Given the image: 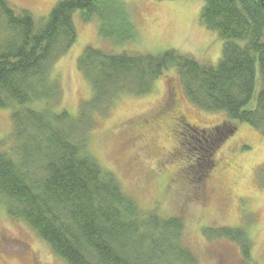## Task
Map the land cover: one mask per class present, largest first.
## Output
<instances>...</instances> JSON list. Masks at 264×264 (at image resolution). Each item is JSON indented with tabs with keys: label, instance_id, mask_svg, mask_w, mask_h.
Segmentation results:
<instances>
[{
	"label": "trees",
	"instance_id": "obj_1",
	"mask_svg": "<svg viewBox=\"0 0 264 264\" xmlns=\"http://www.w3.org/2000/svg\"><path fill=\"white\" fill-rule=\"evenodd\" d=\"M203 2L201 22L224 41L216 67L176 51L114 55L88 47L78 69L90 82L93 98L75 120L65 110L30 105L58 106L60 88L52 71L77 42L75 12L87 22L99 16L101 35L118 44L135 39L123 3L61 0L38 24L29 10L0 0V110L14 107L16 146L10 152L0 150V207L35 230L67 264H199L184 244V221L144 214L89 154L92 122L85 121L105 113L122 93L153 92L154 82L175 69L191 104L226 114L228 130L220 143L238 123L264 134V0ZM115 14L122 21V36L110 24ZM205 133L198 135L208 138ZM204 152L203 168L209 171L215 165V147ZM206 236L237 244L244 262L251 261V245L242 229H211Z\"/></svg>",
	"mask_w": 264,
	"mask_h": 264
},
{
	"label": "rangeland",
	"instance_id": "obj_2",
	"mask_svg": "<svg viewBox=\"0 0 264 264\" xmlns=\"http://www.w3.org/2000/svg\"><path fill=\"white\" fill-rule=\"evenodd\" d=\"M9 1L17 10H29L42 24L61 0ZM120 1L134 27L135 39L118 44L101 35L99 16L87 22L81 12H75L77 42L52 71L60 88L58 106L33 103L30 107H55L56 112L65 110L73 119L80 118L83 104L93 98L90 82L78 69V60L88 47L114 55L158 56L176 51L214 67L221 61L224 41L201 22L203 0ZM110 24L123 35L120 16L113 15ZM13 108L0 110V150L5 152L16 147ZM175 110L188 122L171 116ZM226 119L223 112L209 113L191 104L177 71L170 69L154 82L153 92L122 93L105 113L86 120V124L92 122L87 149L144 214L154 212L184 221V244L195 253L199 264H264V134L249 124L238 123L234 135L220 143L219 137L228 128ZM152 121L157 123L149 125ZM184 122L191 128L178 129ZM218 126L222 128L212 139L210 131ZM201 131L208 138L198 135ZM214 147L215 165L204 171V148ZM220 228L245 232L251 245L249 263L242 259L237 244L206 236L207 230ZM1 236L0 264H67L35 230L12 218L2 206Z\"/></svg>",
	"mask_w": 264,
	"mask_h": 264
},
{
	"label": "flooded vegetation",
	"instance_id": "obj_3",
	"mask_svg": "<svg viewBox=\"0 0 264 264\" xmlns=\"http://www.w3.org/2000/svg\"><path fill=\"white\" fill-rule=\"evenodd\" d=\"M175 105V104H174ZM166 108V107H165ZM166 110V109H165ZM173 112V111H172ZM171 116H175V117H177L178 119L179 118H182L181 117V115H180V113H179V111H177V110H175V112H173V114L171 115ZM161 117V116H160ZM168 118V117H167ZM153 120H155V119H153ZM159 120H162V118L160 119L159 118ZM161 122H163V121H161ZM146 123H148V122H146ZM157 122L156 121H152V122H149V125H155ZM179 125L180 126H178V129H187L188 128V123L187 122H184L183 124L182 123H179ZM219 129H221L219 126L218 127H215V128H213L212 130V133H210V134H213V137H211L212 139H214V137H215V132L216 131H219ZM179 136L180 137H182V134L181 133H179ZM210 137V136H209ZM0 239H4V237H0ZM0 242H1V240H0Z\"/></svg>",
	"mask_w": 264,
	"mask_h": 264
},
{
	"label": "water",
	"instance_id": "obj_4",
	"mask_svg": "<svg viewBox=\"0 0 264 264\" xmlns=\"http://www.w3.org/2000/svg\"><path fill=\"white\" fill-rule=\"evenodd\" d=\"M234 133H235V132H233V133L231 134V136H233V135H234Z\"/></svg>",
	"mask_w": 264,
	"mask_h": 264
}]
</instances>
